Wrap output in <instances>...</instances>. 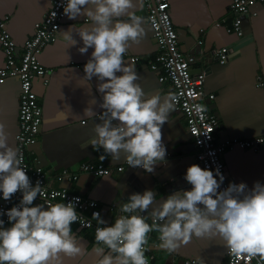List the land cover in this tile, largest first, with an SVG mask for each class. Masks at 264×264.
Instances as JSON below:
<instances>
[{"label":"crops","instance_id":"1","mask_svg":"<svg viewBox=\"0 0 264 264\" xmlns=\"http://www.w3.org/2000/svg\"><path fill=\"white\" fill-rule=\"evenodd\" d=\"M54 0H0V18L8 17L7 29L21 53L24 44L34 35V27L40 23L52 7ZM170 16L178 35L179 49L185 55L196 57L193 73L205 72V92L214 94L215 100L206 106L219 120L215 134L216 142L229 139L247 141L264 136V4L256 5L251 14L242 17L243 37L226 33L224 27L230 23V0H168ZM136 15L144 18V36L137 44H130L125 58L137 57V64H130L140 77V84L146 97L157 93L173 95L169 84H161L158 74L150 69L148 61H153L158 47L146 21L142 0H133ZM254 14V15H253ZM85 17L69 20L61 25L57 41L44 48L39 62L49 70L48 84L43 80L34 83L33 90L43 111V123L37 144L31 155L38 158L40 165L48 173L51 186L66 189L86 200L95 201L101 208V217L108 225L118 216L111 211L113 204L119 205L133 193L153 190L157 201L176 190H187L189 185L183 180L186 169L201 165L194 158L195 148L187 133L186 122L176 110L171 114L172 123L162 128V141L167 149L166 163L157 165L151 174L142 169L124 166L125 154L120 153L119 161L113 163L111 157L102 160L103 150L91 145L93 129L98 117L84 116L86 108H93L97 115L99 94L96 92L95 78L91 85L82 81L83 67L92 49L85 55L78 52L79 37L74 28L82 27ZM220 23V27L215 25ZM73 28L71 35L78 41L76 47L65 46L61 32ZM202 31V32H201ZM199 41L202 42L199 45ZM229 49V59L221 65L216 52ZM128 60V59H127ZM128 62V61H126ZM4 66V55L0 49V69ZM117 75H120L119 73ZM20 85L17 78H8L0 85V123L5 124L9 134L8 145L16 149L15 136L18 132ZM96 101L93 104V101ZM30 155V158L32 156ZM229 182L246 183L252 188L255 182L264 184V145L255 150L233 149L223 156ZM164 163V162H161ZM83 164L103 165L112 170L106 177L95 178L81 174L77 181L54 180L57 173L68 170L78 173ZM149 223L150 220L148 221ZM81 246L85 248L83 257L66 258L64 264H95L98 259L92 249L94 241L88 231L72 227ZM158 233H149L148 252L156 264H183L185 260H203L204 264H225L227 249L219 238H193L188 244L169 253L157 245ZM199 258V260L197 259Z\"/></svg>","mask_w":264,"mask_h":264},{"label":"clouds","instance_id":"2","mask_svg":"<svg viewBox=\"0 0 264 264\" xmlns=\"http://www.w3.org/2000/svg\"><path fill=\"white\" fill-rule=\"evenodd\" d=\"M60 7L69 20L85 17L87 21L74 30L82 44L78 52L85 55L92 49L82 81L92 89L91 81L96 79L102 110L97 115L88 107L83 113L100 122L93 129L91 145L103 150L102 160L111 157L115 163L124 153L128 168L153 173L157 165L166 163L162 128L172 123L176 97L160 93L146 97L135 67L124 59L130 44L144 36V18L132 11L133 0H62ZM72 32L69 28L60 33L65 46H77ZM192 107L197 114L208 111L203 104ZM8 139L5 124L0 123V200L20 197L10 209H0V264H64L66 258L83 257L82 240L72 228L85 221L77 212L80 198L34 203L45 196V189L39 180L33 184ZM183 180L187 190L173 191L159 201L153 190L129 195L118 205L119 215L111 225L100 212H93L88 226L91 221L97 225L95 264H149L145 252L152 232L158 233L159 243L154 246L169 253L193 238H219L232 256L257 258L258 264H264V184L257 181L249 188L243 182L229 183L222 189L225 177L220 168L213 171L197 164L186 169Z\"/></svg>","mask_w":264,"mask_h":264},{"label":"built area","instance_id":"3","mask_svg":"<svg viewBox=\"0 0 264 264\" xmlns=\"http://www.w3.org/2000/svg\"><path fill=\"white\" fill-rule=\"evenodd\" d=\"M62 0H54L52 7L45 14L42 21L34 27V35L26 41L22 52H17L8 29V17L0 18V49L4 55V66L0 69V85L8 78H17L20 85L19 111H18V132L15 136L16 149L22 159V167L27 171V175L35 184L39 180L45 189V196L37 199L34 203H43L44 200L52 203L72 200L73 197L80 198V204L77 212L85 217L83 223L73 224L79 231H88L94 234L96 222L91 221V227L88 226V220L93 212H100L101 208L95 201L71 194L66 189H58L51 186V178L40 165L38 158L31 155V149L37 144L40 135L41 125L43 123V111L39 104V99L33 90L34 83L42 79L46 86L50 72L39 62V56L45 47L57 41L58 33L66 16L63 15V9L60 7ZM263 5L264 0H230V23L224 27L226 33L234 34L239 38L243 37L242 17L251 14L252 8L256 5ZM143 9L146 15V21L152 31L153 39L157 44L158 53L153 61H148L147 65L152 71L157 73L158 81L161 84H169L172 88L176 100L173 101L175 110L182 115L186 122L188 135L193 140L195 148L194 158L201 165V168H209L215 171L220 168L225 177L222 189L229 183V175L223 161V156L233 150H257L264 145V136L247 141L229 139L222 143L216 142L215 134L219 129V120L208 110L206 113L197 114L193 111L194 104L206 105L215 100L214 94L205 92L206 73L201 71L193 73L192 67L196 63V57L185 55L179 49L177 32L173 26L170 16V6L168 0H142ZM56 12V16L53 12ZM254 15V14H253ZM220 27L221 24L215 25ZM202 32V31H201ZM202 42L199 41V45ZM218 61L224 65L229 59V49L223 48L216 52ZM125 61L131 64H137L139 58H125ZM128 59V60H127ZM208 109V108H207ZM30 155L32 158H30ZM128 165L118 167L117 172H123ZM112 170L103 165L83 164L78 173H70L68 170H62L57 173L54 180L58 183L68 181L70 183L78 180L81 174L91 175L95 178L106 177ZM67 198V200L65 199ZM19 194L14 196L11 201L0 200V209L8 210L19 201ZM95 204V207L92 204ZM111 211H116L119 215L118 205L113 204ZM6 221V217H4ZM151 222V221H150ZM7 226V225H6ZM95 243V242H94ZM159 241H157L158 245ZM145 255L149 264L154 263V258L149 254L148 249ZM183 264H199L196 260H185ZM225 264H258L257 258L248 259L244 256H232L226 251Z\"/></svg>","mask_w":264,"mask_h":264}]
</instances>
